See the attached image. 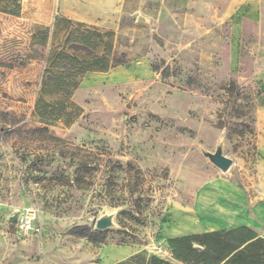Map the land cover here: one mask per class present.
I'll return each instance as SVG.
<instances>
[{
    "label": "rangeland",
    "instance_id": "1",
    "mask_svg": "<svg viewBox=\"0 0 264 264\" xmlns=\"http://www.w3.org/2000/svg\"><path fill=\"white\" fill-rule=\"evenodd\" d=\"M246 1L0 0V264H184L167 240L205 182L264 201ZM218 139L224 173L199 151Z\"/></svg>",
    "mask_w": 264,
    "mask_h": 264
},
{
    "label": "crops",
    "instance_id": "2",
    "mask_svg": "<svg viewBox=\"0 0 264 264\" xmlns=\"http://www.w3.org/2000/svg\"><path fill=\"white\" fill-rule=\"evenodd\" d=\"M246 2L249 6L245 18L264 23V0ZM259 52L260 60L264 61V48ZM187 215L175 227L171 238L238 228L256 232L264 224V201L253 203L238 185L215 177L197 190Z\"/></svg>",
    "mask_w": 264,
    "mask_h": 264
},
{
    "label": "trees",
    "instance_id": "3",
    "mask_svg": "<svg viewBox=\"0 0 264 264\" xmlns=\"http://www.w3.org/2000/svg\"><path fill=\"white\" fill-rule=\"evenodd\" d=\"M8 8L4 5L1 10L12 14ZM167 245L184 264H264V239L247 228L170 238Z\"/></svg>",
    "mask_w": 264,
    "mask_h": 264
},
{
    "label": "water",
    "instance_id": "4",
    "mask_svg": "<svg viewBox=\"0 0 264 264\" xmlns=\"http://www.w3.org/2000/svg\"><path fill=\"white\" fill-rule=\"evenodd\" d=\"M136 22L139 24H147L148 20L142 16H138ZM201 155L207 160V162L224 173L228 170L231 165V159L224 155V143L222 139H218L213 152L207 151L206 149L199 147ZM17 215L13 214L10 221H14ZM113 215H101L95 222V229L97 231H103L113 227Z\"/></svg>",
    "mask_w": 264,
    "mask_h": 264
},
{
    "label": "built area",
    "instance_id": "5",
    "mask_svg": "<svg viewBox=\"0 0 264 264\" xmlns=\"http://www.w3.org/2000/svg\"><path fill=\"white\" fill-rule=\"evenodd\" d=\"M18 229L22 232L30 228L29 221H23L22 223L18 224Z\"/></svg>",
    "mask_w": 264,
    "mask_h": 264
}]
</instances>
